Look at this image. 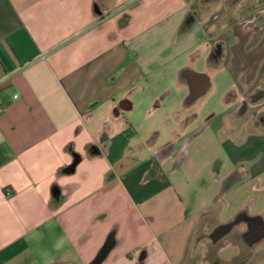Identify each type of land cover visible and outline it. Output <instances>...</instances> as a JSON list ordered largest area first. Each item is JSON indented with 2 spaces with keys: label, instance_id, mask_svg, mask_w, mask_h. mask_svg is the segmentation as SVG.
Listing matches in <instances>:
<instances>
[{
  "label": "crops",
  "instance_id": "crops-1",
  "mask_svg": "<svg viewBox=\"0 0 264 264\" xmlns=\"http://www.w3.org/2000/svg\"><path fill=\"white\" fill-rule=\"evenodd\" d=\"M253 1L0 0V264H264Z\"/></svg>",
  "mask_w": 264,
  "mask_h": 264
},
{
  "label": "flooded vegetation",
  "instance_id": "flooded-vegetation-1",
  "mask_svg": "<svg viewBox=\"0 0 264 264\" xmlns=\"http://www.w3.org/2000/svg\"><path fill=\"white\" fill-rule=\"evenodd\" d=\"M263 108H264V97H256L254 96V93H250L247 96L242 97L238 101L237 108L233 114V119L237 121H243L251 118V122L253 124H259L260 122L264 121ZM169 146L170 147H168V149H171L174 146V144L171 143ZM220 232L221 231L217 230V234ZM262 232L263 231L260 230L259 234L263 235ZM198 236L196 237L195 241L199 238ZM209 258L211 259L212 262L211 264H224L213 259L212 256Z\"/></svg>",
  "mask_w": 264,
  "mask_h": 264
},
{
  "label": "water",
  "instance_id": "water-1",
  "mask_svg": "<svg viewBox=\"0 0 264 264\" xmlns=\"http://www.w3.org/2000/svg\"><path fill=\"white\" fill-rule=\"evenodd\" d=\"M264 4V0H257L256 5L261 6ZM187 69H183L181 71V75L186 71ZM206 92L197 93L194 89L191 88V94L190 97L187 98V104L195 103L198 99H200ZM113 241L109 240L106 245L104 246V252H108L111 247L113 246Z\"/></svg>",
  "mask_w": 264,
  "mask_h": 264
},
{
  "label": "rangeland",
  "instance_id": "rangeland-1",
  "mask_svg": "<svg viewBox=\"0 0 264 264\" xmlns=\"http://www.w3.org/2000/svg\"><path fill=\"white\" fill-rule=\"evenodd\" d=\"M255 1V0H254ZM252 2V3H249V7H248V9L250 8V7H253V6H255L254 5V3L255 2ZM246 12H248V11H246ZM253 143L255 144V145H259V146H264V135H257L253 140ZM242 256V255H241ZM241 256L237 259V260H235V261H233V262H230V264H242V259H241ZM206 262V261H205ZM204 262V263H205ZM206 264H208V262H206Z\"/></svg>",
  "mask_w": 264,
  "mask_h": 264
},
{
  "label": "trees",
  "instance_id": "trees-1",
  "mask_svg": "<svg viewBox=\"0 0 264 264\" xmlns=\"http://www.w3.org/2000/svg\"><path fill=\"white\" fill-rule=\"evenodd\" d=\"M105 252L102 250V252L97 256V258L92 262V264H100V262L103 259Z\"/></svg>",
  "mask_w": 264,
  "mask_h": 264
},
{
  "label": "built area",
  "instance_id": "built-area-1",
  "mask_svg": "<svg viewBox=\"0 0 264 264\" xmlns=\"http://www.w3.org/2000/svg\"><path fill=\"white\" fill-rule=\"evenodd\" d=\"M15 97H18V95H15Z\"/></svg>",
  "mask_w": 264,
  "mask_h": 264
}]
</instances>
